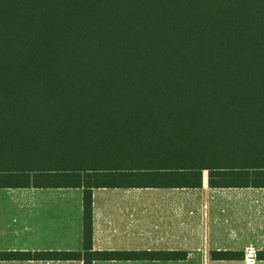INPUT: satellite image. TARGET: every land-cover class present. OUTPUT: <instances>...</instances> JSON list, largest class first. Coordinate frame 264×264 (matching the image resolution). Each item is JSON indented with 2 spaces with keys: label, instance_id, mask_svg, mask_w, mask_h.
<instances>
[{
  "label": "trees",
  "instance_id": "obj_1",
  "mask_svg": "<svg viewBox=\"0 0 264 264\" xmlns=\"http://www.w3.org/2000/svg\"><path fill=\"white\" fill-rule=\"evenodd\" d=\"M204 183L264 188V0H0V188L82 190L80 249L0 260H185L93 249L92 190Z\"/></svg>",
  "mask_w": 264,
  "mask_h": 264
},
{
  "label": "crops",
  "instance_id": "obj_2",
  "mask_svg": "<svg viewBox=\"0 0 264 264\" xmlns=\"http://www.w3.org/2000/svg\"><path fill=\"white\" fill-rule=\"evenodd\" d=\"M81 196L80 188L71 187L0 188V252L80 249ZM92 199V246L96 250H135L139 242L132 238L137 237L145 238V242L147 239L148 245L159 246L165 243L164 239L153 242L150 239L181 237L188 232L197 238L200 247L205 222L219 224L215 228L227 230L226 236L230 237L227 250L243 251L242 248L248 247L254 248L255 253L264 250V188L209 187L205 183L198 188L102 187L92 190ZM188 205L193 207L189 212ZM37 207L54 208L44 211H48L47 214L27 211ZM188 222L193 232L188 231ZM6 232L18 233L16 239H28L8 241ZM234 238H243L242 248L235 247ZM126 244L130 246H123ZM149 248L146 246V250ZM98 262L109 261L94 264ZM0 264L82 263L76 260H0ZM254 264H264V260L256 258Z\"/></svg>",
  "mask_w": 264,
  "mask_h": 264
},
{
  "label": "rangeland",
  "instance_id": "obj_3",
  "mask_svg": "<svg viewBox=\"0 0 264 264\" xmlns=\"http://www.w3.org/2000/svg\"><path fill=\"white\" fill-rule=\"evenodd\" d=\"M189 196V195H187ZM30 202H28L29 205ZM188 212L193 209V207L190 208V205H188ZM52 208H41V207H37L36 209L33 210H27L28 212H37V213H41V214H47L48 211ZM29 209V208H28ZM224 209V208H223ZM48 210L47 212H44ZM189 219L190 218L188 215ZM207 220V218H206ZM46 223L51 224L52 221H47ZM189 223L188 222V231L193 232V227L190 229L189 227ZM215 223V222H214ZM55 224V222H54ZM219 224H207V222H205V230H204V236L203 234L201 235L202 238H199V241L201 243V246L199 247L197 238L193 235L190 234L189 232L187 233V235L185 236H181V237H170V238H151L150 242L154 241H160L163 240L165 241L164 244L160 245H148L147 239L145 242V238L142 237H137V238H132L133 240L137 239L139 243H137V248L135 250H146V246L150 247L149 250H157V249H166L171 248V249H175V250H181V249H186L189 252V256L187 259L185 260H179V261H134V262H126V261H109V262H98L96 264H254L256 262V258H250L248 257V251L251 247L248 248H242L241 244H242V240L243 238H234V242H235V247L236 248H242L243 249V260L242 261H235V263H233L232 261H218V260H212L211 256H210V251H214V250H222L225 249L227 250L228 246L230 245L229 241H230V237L226 236V231L225 229H221V228H215V226H217ZM7 234V232H6ZM19 235L18 233L16 235L8 232L7 237H8V241H18V242H24L25 240H27L28 238L22 237V238H14L15 236ZM20 235H26L24 233H21ZM123 240H127L128 238H122ZM44 240H47V238H45ZM140 241H142L143 243H140ZM132 245V244H131ZM123 246H130L128 244L123 245ZM17 249V248H16ZM125 249V248H124ZM254 249V248H252ZM131 250V249H129ZM203 250V251H200ZM255 250V249H254Z\"/></svg>",
  "mask_w": 264,
  "mask_h": 264
},
{
  "label": "built area",
  "instance_id": "obj_4",
  "mask_svg": "<svg viewBox=\"0 0 264 264\" xmlns=\"http://www.w3.org/2000/svg\"><path fill=\"white\" fill-rule=\"evenodd\" d=\"M255 250H253V249H249V251H248V257H250L251 259L252 258H255Z\"/></svg>",
  "mask_w": 264,
  "mask_h": 264
}]
</instances>
